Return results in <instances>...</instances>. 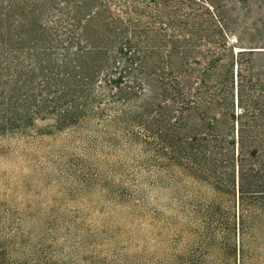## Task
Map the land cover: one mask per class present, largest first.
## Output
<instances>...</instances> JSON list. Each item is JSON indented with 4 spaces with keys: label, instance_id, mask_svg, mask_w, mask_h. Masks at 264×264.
I'll return each instance as SVG.
<instances>
[{
    "label": "trees",
    "instance_id": "1",
    "mask_svg": "<svg viewBox=\"0 0 264 264\" xmlns=\"http://www.w3.org/2000/svg\"><path fill=\"white\" fill-rule=\"evenodd\" d=\"M66 129L200 186L181 264H259L264 0H0V139ZM0 264L72 262L0 236Z\"/></svg>",
    "mask_w": 264,
    "mask_h": 264
},
{
    "label": "rangeland",
    "instance_id": "2",
    "mask_svg": "<svg viewBox=\"0 0 264 264\" xmlns=\"http://www.w3.org/2000/svg\"><path fill=\"white\" fill-rule=\"evenodd\" d=\"M93 136L0 139V236L25 255L51 249L72 264H181L197 239L181 202L204 197L200 186Z\"/></svg>",
    "mask_w": 264,
    "mask_h": 264
}]
</instances>
